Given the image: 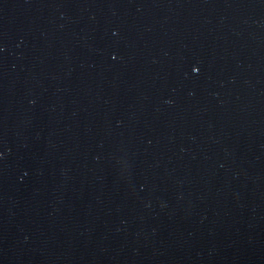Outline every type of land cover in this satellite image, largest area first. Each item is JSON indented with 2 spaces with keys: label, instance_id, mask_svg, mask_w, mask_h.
I'll return each instance as SVG.
<instances>
[{
  "label": "water",
  "instance_id": "water-1",
  "mask_svg": "<svg viewBox=\"0 0 264 264\" xmlns=\"http://www.w3.org/2000/svg\"><path fill=\"white\" fill-rule=\"evenodd\" d=\"M0 264H264V0H0Z\"/></svg>",
  "mask_w": 264,
  "mask_h": 264
}]
</instances>
